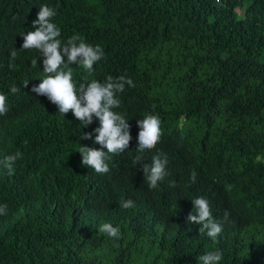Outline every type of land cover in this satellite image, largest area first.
<instances>
[{
	"label": "trees",
	"instance_id": "1",
	"mask_svg": "<svg viewBox=\"0 0 264 264\" xmlns=\"http://www.w3.org/2000/svg\"><path fill=\"white\" fill-rule=\"evenodd\" d=\"M42 4L56 10L62 42L78 34L104 49L91 73L69 66L77 88L134 81L114 109L132 139L106 174L82 166L78 151L101 147L95 133L80 137L99 121L82 126L31 91L46 74L20 33L34 30ZM0 94V161L22 153L11 175L0 164V264H202L209 251L222 252L219 264H264V0H0ZM148 114L162 136L139 153L137 120ZM158 152L169 175L149 189L142 165ZM197 197L222 225L216 240L186 222ZM128 199L135 207L121 208ZM103 223L120 239L100 233Z\"/></svg>",
	"mask_w": 264,
	"mask_h": 264
},
{
	"label": "clouds",
	"instance_id": "2",
	"mask_svg": "<svg viewBox=\"0 0 264 264\" xmlns=\"http://www.w3.org/2000/svg\"><path fill=\"white\" fill-rule=\"evenodd\" d=\"M56 10L47 4L40 5L37 18L32 20L33 31L20 33L23 37V43L20 48L23 50L35 49L42 58L43 72L46 74L38 85H33L31 91L38 96L47 97V99L58 107V112L63 116L69 111L72 112L75 119L80 121L82 126L92 124L93 119L99 121V126L92 132H82V139H93L94 143L99 144L100 148H90L83 146L78 149L82 155L81 165L94 169L97 174H106L110 171L109 164L106 161L112 159L115 154L122 153L129 148L132 139L130 134V124L125 115L114 111L120 107L118 93L125 90V85L134 87V81L130 77L119 76L113 78L107 76L103 82L92 80L85 84L81 83L79 87L74 84L70 65H77L87 72L93 71V65L104 57V49L99 45L86 43L76 34L68 38L64 43L59 39L61 29L52 22L56 16ZM17 58L15 49L10 51L9 67L14 65L11 61ZM37 65V60L33 61ZM68 69V70H65ZM29 81H24L23 85L27 87ZM12 93L19 91V88L12 87ZM8 111L6 96L0 94V115H6ZM161 121L158 116L148 114L142 119L137 120L138 147L136 151L143 153L152 150L160 142L162 130ZM106 149V151H105ZM22 157L20 151H16L6 157L2 164L8 171L13 173V165L17 159ZM142 157H136V164ZM168 157L165 153L158 152L151 158V163L142 165L144 181L147 182L149 189L159 187V182L163 181L169 173L166 171ZM191 183L196 181L193 174L189 178ZM170 187H175L174 180L169 181ZM193 209L189 213L186 222L189 224H198L199 234L206 232L207 236L216 240L222 232V225L217 222L209 205V202L203 197L192 199ZM120 207L129 209L135 207L131 199L121 200ZM0 215H7V205H0ZM229 213L225 211L224 220L227 221ZM99 232L106 234L109 238L120 239L121 233L117 227L111 223H103L99 227ZM222 259V252L209 251L198 257L202 264H219Z\"/></svg>",
	"mask_w": 264,
	"mask_h": 264
},
{
	"label": "rangeland",
	"instance_id": "3",
	"mask_svg": "<svg viewBox=\"0 0 264 264\" xmlns=\"http://www.w3.org/2000/svg\"><path fill=\"white\" fill-rule=\"evenodd\" d=\"M241 11V10H240Z\"/></svg>",
	"mask_w": 264,
	"mask_h": 264
}]
</instances>
